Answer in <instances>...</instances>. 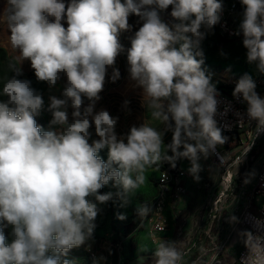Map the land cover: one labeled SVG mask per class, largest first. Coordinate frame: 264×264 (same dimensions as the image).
I'll use <instances>...</instances> for the list:
<instances>
[{
  "label": "clouds",
  "instance_id": "clouds-1",
  "mask_svg": "<svg viewBox=\"0 0 264 264\" xmlns=\"http://www.w3.org/2000/svg\"><path fill=\"white\" fill-rule=\"evenodd\" d=\"M240 2L243 19L235 34L243 35L247 62L264 74V0ZM169 6L172 23L160 16ZM223 11L222 0H4L0 23L7 25L20 66L9 63L14 75L0 91L7 98L0 100V264H77L66 257L73 248L90 249L100 205L115 195L121 207L127 206L130 194L145 182L147 167L163 160L175 168L186 159L188 174L199 182L201 159H220L217 146L228 141L224 131L230 129L218 126L220 93L202 67L201 44L220 24ZM132 15L141 26L127 49L129 76L165 129L141 123L118 136L119 117L94 108L108 69L112 82L120 78L114 67L125 51L119 36L132 31ZM25 60L50 89L65 77L63 98L50 95L45 109L31 81L17 78ZM232 95L246 104L257 136L264 132V98L252 76L243 74ZM129 103L124 101V107ZM45 110L52 115L47 130L36 120ZM93 124L98 139L90 143ZM168 132L172 138L162 154ZM105 148L107 160L99 155ZM245 175L244 183H250L256 173ZM110 181L122 190L100 194ZM135 211L143 220L153 209L143 204ZM228 222L239 223V218L230 216ZM9 227L10 243L4 231ZM238 235L246 248L239 264H264V233ZM185 254L183 240L161 239L153 264H183Z\"/></svg>",
  "mask_w": 264,
  "mask_h": 264
},
{
  "label": "rangeland",
  "instance_id": "rangeland-1",
  "mask_svg": "<svg viewBox=\"0 0 264 264\" xmlns=\"http://www.w3.org/2000/svg\"><path fill=\"white\" fill-rule=\"evenodd\" d=\"M139 18L135 15L129 17V23L133 25L131 32H123L119 36L120 43L124 47V52H122L116 59V62L120 64L119 72L120 78L123 75L128 74V63H127V49L131 47L130 37L134 34L136 30L141 26L138 24ZM243 36L240 34L236 41H229L224 39L219 31L218 26H214L213 30L206 35V38L202 41L201 48L204 52L205 63L202 66L206 69L207 73L212 76V82L219 85L220 80L225 77H241L243 74L247 73L252 77H257L261 75L256 68L255 64H249L246 59V49L243 46ZM224 53L225 55H221ZM15 62L11 58L7 57L6 53L0 49V91H2L5 82L10 79L14 73L9 68V63ZM16 63V62H15ZM17 65V63H16ZM17 67H19L17 65ZM125 71V72H124ZM111 73L112 68L108 69L107 73ZM19 79H27L31 81V87L39 93L43 100L45 99L44 93L46 90L50 92L58 93L57 98H61V93L63 91L64 85H62V79L66 80L62 76L61 80L58 81L57 85L53 88H49L46 82H40L36 79L34 70L31 66L22 68V75L17 77ZM130 78V76H129ZM115 82L110 83V86L116 87ZM130 85L132 82L130 79ZM131 87V86H130ZM105 88V84H104ZM103 88V91L105 89ZM109 86L107 85V89ZM102 91V92H103ZM114 93V114L119 119H122L124 107V101L122 98L116 97L115 90ZM136 95V94H134ZM6 97L0 96V100H5ZM132 99V98H131ZM129 106L131 108H137L136 99L129 100ZM146 107H148V100L142 101ZM118 119V121H119ZM154 121V128L158 131L163 132V126L165 124L162 120L152 118ZM37 124L45 129L44 111L41 115L36 117ZM120 133L121 135L125 134ZM250 141L246 139H237L232 136L223 145H218V149H223V154L228 159V164L234 162L239 158V163L236 164V170L239 172L240 179L246 178V173L254 170L255 173L259 171L262 162V157L264 153V132H261L256 140V145L250 148V151H244L248 149ZM258 148V149H256ZM237 151V152H236ZM234 153V155H233ZM171 154V153H169ZM100 157L107 160L108 149L105 148L100 151ZM243 159V160H242ZM163 161V160H162ZM160 161L156 165L147 167L145 170V182L140 185L133 193L130 194V203L127 206L121 207V201L115 197L113 200L108 201L104 205H100L102 211L97 215L94 223L96 225L93 233V239L89 241L92 249L98 253V251H104L103 249L110 248L109 246H120L119 254L120 264H153V252L156 247L150 242L149 236L143 227H140L141 218L136 215V207L147 204L154 195V183L157 178ZM247 168V170H246ZM246 170V171H245ZM186 171V170H185ZM219 174L216 178L206 176L205 174H200L201 180L196 182L193 180L192 176L187 172V178L190 181L188 187V194L185 198L183 208L181 211L182 219H178V223L182 226V230L177 233L175 240L184 241V250H188V254L183 261V264H193L196 261V257L202 253H211L214 249L222 247V251L226 255L235 257L239 254L244 242L243 238L238 234L246 230L238 223H229V218L227 217L230 213H221L216 215L212 232L208 235L203 234L202 231H198V228L204 229L203 222L207 221V214L209 213L210 203L216 197V200H223L227 195V188L235 184V179L231 174L227 177L228 181L224 186L219 187V181L221 180L222 170H218ZM122 189L115 187L114 182L110 181L108 185H105L99 190L100 194H106L108 192L116 193ZM118 214H123L126 216L125 220L117 219ZM192 214V215H191ZM218 216V219H217ZM191 217V218H190ZM212 220V219H210ZM187 221V222H186ZM185 222L187 224H185ZM216 222L219 225L220 233L216 240H213V234L217 232ZM186 227V228H185ZM185 229V234H182ZM5 235L7 237V242H11V228H5ZM192 243V244H191ZM190 247V248H189ZM86 246H81L79 248H73L68 254H71L76 249L80 251L82 256H85L84 249ZM103 248V249H102ZM114 249V248H112ZM108 250V249H107ZM96 255L98 256L99 254ZM144 255L142 257L141 255ZM203 256L200 260L196 261V264H203L205 259ZM90 261V259H89Z\"/></svg>",
  "mask_w": 264,
  "mask_h": 264
},
{
  "label": "built area",
  "instance_id": "built-area-1",
  "mask_svg": "<svg viewBox=\"0 0 264 264\" xmlns=\"http://www.w3.org/2000/svg\"><path fill=\"white\" fill-rule=\"evenodd\" d=\"M222 3L224 11L221 22L217 25L218 31L226 40H237L239 35L235 33L238 31L239 25L243 19L244 8L240 0H222ZM161 12L165 14L168 12V9ZM252 78L256 83L257 93L264 98V74ZM238 79L239 77H225L222 78L219 85H217V89L220 93L218 97L220 103L216 119L219 127L230 129L225 130L224 135L229 138L234 136L237 139H246L248 141L253 137L250 145L254 147L257 143V137L259 136H257L256 122L247 118L245 112L246 104L235 99L232 95ZM244 151H246V149H244ZM217 153L220 159H218L217 155L211 156L215 159V163L220 170H222L221 180L218 184L219 187L227 183L229 174H231L236 181L235 184L228 186L226 191L227 195L223 200L214 201L216 197L214 198L213 196L204 229L202 230L201 227H199L198 231H202L203 234L208 235L209 232H212L216 215L229 212L230 214L227 217L229 218L233 215L238 217V224L246 230H250L254 234L258 232L264 233V153L260 169L256 172L255 177L251 179L250 183H244L246 178L240 179L239 172L236 170V164L241 162L239 158L228 164V159L224 156L223 149H218L217 147ZM202 160L203 158L201 161ZM183 164L190 166V162L186 159L178 161L175 168H172L165 161L160 163L159 172L154 183V195L147 203L152 207L153 211L147 217L143 218L140 223V227L142 226L146 231L152 244H157L171 226L174 229V240L176 239L177 233L179 234V231L182 230V226L178 223V219L183 220L180 214L188 194V190L184 185L187 172L183 168ZM186 222L185 224H187ZM218 223L216 222L217 232L215 235L213 234V240H216L220 233ZM202 225L203 223L201 226ZM185 233L184 229L182 234ZM117 247L120 248V246ZM188 250L189 249H185V253H187ZM84 251L86 253V258L69 254L66 258L76 260L77 264H87L88 259L92 261L95 259L97 261V252L94 251V249L86 247ZM245 252L246 248L244 244L239 254L235 257L226 255L225 252L222 251V247H220L214 249L209 254L206 252L200 253L196 257V261L206 256L204 257L205 262L203 264H239V258Z\"/></svg>",
  "mask_w": 264,
  "mask_h": 264
},
{
  "label": "crops",
  "instance_id": "crops-1",
  "mask_svg": "<svg viewBox=\"0 0 264 264\" xmlns=\"http://www.w3.org/2000/svg\"><path fill=\"white\" fill-rule=\"evenodd\" d=\"M68 0H65V3H67ZM3 4H4V0H0V10H2L3 8ZM170 12H171V6H169L168 8V12L165 14H162V12H160V16L162 18L163 21L167 22V23H172V17L170 16ZM64 26L67 27L66 22H63ZM242 35V33H241ZM243 36V35H242ZM236 41V40H234ZM0 49H2L7 57L11 58L12 60H14L18 66H20V61L19 59H15L19 57V51L16 49H13L9 40V30L7 28V25L5 23H0ZM31 66L30 65V61L25 60L22 65L21 68L24 67H28ZM115 68H119L120 64L119 63H115ZM125 72V71H124ZM62 85H64L66 83V80L62 79ZM110 83H112L111 80V73H107L106 77H105V91L101 92L99 95L101 97V99L99 101L96 102L95 104V108H94V112H97L101 109L107 110L111 116L116 117L114 114H116L117 111H114V93L113 90H115V94L116 97H119L123 99V101H129L132 99H136L138 102L135 104L137 108H131L132 106H129L128 108H125L123 111V117L122 119L117 122L116 125V133L118 136H122L120 133H124L123 131H125L126 135L130 128L135 125V126H139L141 123H147L149 126L154 127V121H153V117L151 115V109L146 107L145 104H143L142 101L144 100H148L147 97L142 95V89L139 87L135 86V83L132 82V85H130V78L129 75H122L121 78H119V81L116 82V87H112L110 86ZM107 85L109 86V88L107 89ZM131 86V87H130ZM136 94V95H134ZM50 95H55L56 97L59 96L58 93H52L50 92V90H46V92L44 93V104H45V109L47 108L48 104H49V96ZM61 98H63L62 93H61ZM132 98V99H131ZM84 100V105L83 106H87V104L89 103V101L87 100V98H83ZM130 102V101H129ZM72 109L69 107L68 109V116H69V122L72 121ZM52 119V115L51 113H49L48 111H44V120H45V130L48 129V124L49 121ZM165 127L163 126V129H161L162 131H164ZM90 132L92 133L91 139H90V143L91 140H95L98 139V137L95 134V128H94V124L93 126L90 128ZM172 138V134L171 132H168L164 137V144L162 145V154L164 152H167V148L166 145L171 141ZM215 159L210 156L208 159H203L201 161V164L203 166V171H201L200 174H205L206 176H210L213 178H216L218 176V170L219 167L217 166V164L215 163ZM190 166H188L187 164H183V168L187 171V169ZM188 172V171H187ZM184 185L186 187V189L188 190V187L190 185V181L189 179L186 177L184 179ZM216 201V199L214 200ZM203 226H205V222H203ZM163 240H174V229L171 226V228L167 231V233H165L162 237ZM155 247L158 246L157 244H154ZM110 248H106L103 249L104 251H98L97 254H99L97 256V261L98 264H120V257L119 254L117 252H119L120 248L115 247L114 245L109 246ZM114 248V249H112ZM108 249V250H107ZM188 253L185 254L184 259L186 258ZM69 255H74L77 257H81V258H86L85 256H82V254L80 253L79 250H75L74 252H72ZM145 254L141 255L142 257H144ZM146 256V255H145ZM87 264H93V261L89 259L87 260Z\"/></svg>",
  "mask_w": 264,
  "mask_h": 264
},
{
  "label": "trees",
  "instance_id": "trees-1",
  "mask_svg": "<svg viewBox=\"0 0 264 264\" xmlns=\"http://www.w3.org/2000/svg\"><path fill=\"white\" fill-rule=\"evenodd\" d=\"M74 256V255H73ZM77 257V256H76Z\"/></svg>",
  "mask_w": 264,
  "mask_h": 264
}]
</instances>
